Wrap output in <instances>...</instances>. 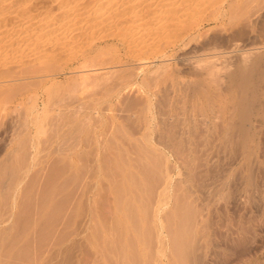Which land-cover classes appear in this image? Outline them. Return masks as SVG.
Returning <instances> with one entry per match:
<instances>
[{"label":"rangeland","instance_id":"obj_1","mask_svg":"<svg viewBox=\"0 0 264 264\" xmlns=\"http://www.w3.org/2000/svg\"><path fill=\"white\" fill-rule=\"evenodd\" d=\"M178 67L0 97V264H264V134L249 157L219 150L202 125L181 143L167 117ZM231 167L245 178L200 193Z\"/></svg>","mask_w":264,"mask_h":264},{"label":"bare ground","instance_id":"obj_2","mask_svg":"<svg viewBox=\"0 0 264 264\" xmlns=\"http://www.w3.org/2000/svg\"><path fill=\"white\" fill-rule=\"evenodd\" d=\"M156 62L180 67L167 116L180 142L202 125L219 150L249 157L264 134V0H0V97L6 100L27 86L47 89L59 77L80 86L102 79L122 84L124 74L137 80ZM219 170L207 176L201 194H223L245 178L234 167ZM245 180L254 185L252 174Z\"/></svg>","mask_w":264,"mask_h":264}]
</instances>
